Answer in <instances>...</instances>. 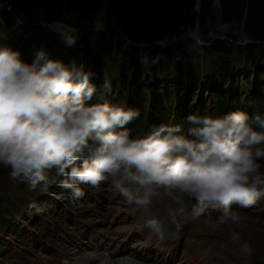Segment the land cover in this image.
<instances>
[{
  "label": "trees",
  "instance_id": "16d2710c",
  "mask_svg": "<svg viewBox=\"0 0 264 264\" xmlns=\"http://www.w3.org/2000/svg\"><path fill=\"white\" fill-rule=\"evenodd\" d=\"M1 4L6 6L5 13L18 22L8 42L0 48L1 86L10 91L15 85L19 94L29 95L26 94L28 99L17 110L0 116V142L4 146L17 151L36 148L45 136L42 126L47 134L66 145L88 140L86 113L95 111L105 91V99L117 96L116 107L121 106L119 113L128 120L126 123L122 117L123 123L126 127L133 126L135 131L141 130L146 116L152 125L168 119L172 105L175 118H181L190 106L192 116L209 113L224 121L223 110L258 104L259 124L255 129L264 130V0H107L100 29L94 25L100 0H0ZM196 18L203 37L217 26L232 31L242 25L251 42L240 54L246 58V66L254 69L252 74L240 76L252 77V90L229 91L230 82L225 86L228 90L223 91L215 82L211 84L212 92L207 93L206 97H210L207 106L203 86L198 87L199 92L195 87L205 70L191 66V61H200V47L187 38V23H195ZM229 38L230 43L234 42V38ZM218 41V47L206 49L205 59L211 60L212 53H217V66L223 72L214 76V80L220 82L231 76L225 72L231 49L228 41ZM139 43L140 53L135 46ZM171 51L179 56L178 66L183 68L180 73L175 69L168 72L161 64L162 59L170 61ZM119 54L120 74L112 95V86H105L109 83L104 81L105 61L109 57L119 59ZM139 63L144 64L145 74L151 77L148 85L144 84ZM80 66L92 75H79ZM85 77H90L89 85L74 105L77 95L74 91L78 92L74 83ZM59 149L67 151L62 150L63 146ZM54 150L56 146L42 150V157Z\"/></svg>",
  "mask_w": 264,
  "mask_h": 264
},
{
  "label": "rangeland",
  "instance_id": "374dc122",
  "mask_svg": "<svg viewBox=\"0 0 264 264\" xmlns=\"http://www.w3.org/2000/svg\"><path fill=\"white\" fill-rule=\"evenodd\" d=\"M107 0H100V6L98 9L97 17L95 18V28L100 29L103 26L104 14L106 10ZM6 6L0 5V48L7 43L11 35L14 33L18 22L5 13ZM196 13L198 14V7L196 6ZM189 29L187 31V38L194 40L197 46L200 47V61H191V66L201 67V71L205 70L203 76H200L199 81L196 83V91L198 87L203 86V95L206 97L210 91L211 84L217 82L221 85L223 91L229 89L232 91L234 88H240L245 85V81L250 83L253 81L252 77L245 78L241 77L242 73L252 74V66H246L247 60L241 56L240 50L247 48V45L251 42L243 31L242 25H237L232 31H225L220 27H216L207 36H202L199 31L198 20L196 18L195 23H187ZM232 39L234 42H229ZM218 40L223 42L228 41V46L231 49L229 56V65L225 68V72L231 73V76L218 81L214 80V76L220 75L223 69L217 66L218 57L217 53H212V59H205V51L207 48H211L214 45L219 46ZM234 43V45H233ZM250 45V44H249ZM252 45V44H251ZM137 51L140 53L142 44H135ZM255 48L258 45H252ZM167 53V52H166ZM165 53V56H166ZM168 54V53H167ZM164 56V57H165ZM109 57L105 61L106 70L104 73V81L114 83L112 86V95L114 89H116L117 80L119 78V68L121 64V58ZM170 61L161 60V64L165 67L168 72L171 69H175L178 73L183 71L181 66H178L179 56L176 57L174 52L169 54ZM144 59L141 57L140 61ZM250 63V61L248 62ZM139 66L143 69L144 84L150 83L151 77L145 74L147 68L144 64L139 63ZM245 68V69H244ZM244 69V71H243ZM263 69V68H261ZM122 70V69H121ZM80 74H88L85 68L80 66L77 70ZM176 72V73H177ZM92 75V73H90ZM179 75V74H178ZM177 75V77H178ZM163 76V73L162 75ZM218 79V78H217ZM216 79V80H217ZM88 77L84 78L83 87L86 88L89 82L86 83ZM142 80V79H141ZM206 81L205 85L203 83ZM0 77V116L11 113L13 109L17 110L19 105H22L28 99V92L19 94V88L13 84V90H5L1 86ZM232 83L230 88H226L229 83ZM81 83L77 82L74 85V89L79 91L81 89ZM262 92L264 95V84H262ZM225 95L228 93L223 92ZM212 94V93H211ZM231 94V93H230ZM199 96V94H198ZM203 96V97H204ZM264 97V96H262ZM195 99V98H194ZM214 105V103H212ZM97 112L101 114V119L108 121L107 126L103 128L100 135V142L98 146L91 145L88 150L90 155H82L77 158V162L73 163L72 166L75 169L62 170L63 176L60 177L61 181L55 180L60 187L65 186L67 190L71 191V195L75 192L82 190H91L96 184L103 183L107 180H116V189L112 191L109 186L101 189H92L89 191L91 195L86 194V199H83L75 205L64 204L62 192L49 189V194L42 192L41 190H34L28 192L24 180L23 173L28 172L31 168L41 164L38 160L42 150L44 149V143L46 142L45 136L39 145L34 149H23L17 151L4 146L0 142V193L3 195L0 198V218L3 221L9 223L7 228L0 229V245L3 246L0 256L5 255L0 264H39L45 262L47 264H63L66 259L63 255V247L67 244V241L78 233L85 232L87 234L85 242L89 238L102 239H118L116 242L119 246L126 239L128 233L129 221L135 215V210L128 207V199L130 196L127 193V189L123 186V179L126 176V172H131L133 168L136 171V178H139L142 182H137L143 193H146L147 184L151 177L148 171L152 170L153 174L157 177L162 176L165 183L170 184L169 187L173 188L174 194L180 196V190L177 188H184L188 186H196L195 192L204 193L212 191L213 188L208 186V183L219 184L221 182L229 184L227 180H220L214 178H204L194 172L195 166L192 164V155L189 151L193 152L192 146L189 144L190 139L194 138L195 131L191 128L190 124H186L181 127L177 134V140L179 145L169 146L165 143L166 140H159L155 144H152V148L148 149L144 147V143L136 144L134 139L121 138L117 136L116 125H114L116 119L113 114L107 112L106 106L102 103ZM100 121V118L98 119ZM259 124V118L257 119ZM161 128L166 129L168 132L171 131V127L166 124L161 125ZM262 129V128H261ZM245 145V150H249L246 156H243L239 161H235L232 164L230 170V176L233 180L242 179L247 182L264 183V138L260 140H253L249 146L245 144V135L239 134ZM48 139V138H47ZM51 142L55 145H59L58 138L50 137ZM183 139L186 140V144L182 145ZM111 142L112 145H106L102 148L100 144ZM103 154L101 157L98 155ZM175 153L180 156L178 164L175 162L178 160L175 158ZM93 154V155H92ZM109 159V161H108ZM45 165H51L58 171L63 168L62 162L59 159L52 158ZM134 171V170H133ZM174 174H177V178L172 180ZM39 176V174H38ZM42 185H45L39 176ZM246 183V182H245ZM205 184V185H204ZM155 186V185H154ZM224 186H219L218 190L221 191ZM264 190V188H263ZM5 191V192H4ZM214 191V190H213ZM62 193L59 195L63 199V202H59L53 198L54 194ZM260 194H254L253 200L243 201L238 208L235 209V213L231 215L233 225L239 230V234L236 241V248L233 250L234 254L240 256L242 251L245 256V260L249 259L252 264H264V198H261ZM70 199V195L66 197V201ZM182 200L184 205H172L167 208L165 212L160 207H156L153 212L159 214L168 223L166 226H170L175 233H181L184 228V223L181 222L178 217L191 221L194 223V229L202 231L200 232L203 236L207 235V231L212 232L215 235L220 232L231 233L230 228L223 222L212 220L207 215H195L192 212L185 213V207L188 206L184 198H178L177 201ZM31 201L30 205L27 202ZM38 202L41 205V209H38L36 223H25L22 212L32 209V205ZM186 205V206H185ZM211 214H213L218 220L225 219L220 216L211 206L207 207ZM146 209H142L140 213H146ZM163 212V213H162ZM208 212V211H207ZM103 221V223L97 224V221ZM203 220L205 223L199 222ZM197 225V226H196ZM200 225V226H199ZM16 228L14 232L18 231L17 235L11 233V228ZM22 226V228H19ZM131 226H134V222ZM11 233V234H10ZM171 234L172 231L169 229L165 232ZM21 239V237H23ZM191 236L195 238H203L198 232H193ZM77 239V238H76ZM69 242V245L65 247L68 256L76 255L73 253V249H79L75 240ZM134 239L127 242L131 245ZM232 241V239H228ZM197 244V243H196ZM199 245V244H197ZM94 246H98V243H94ZM126 246V245H125ZM155 246L153 242V247ZM200 246V245H199ZM203 250L205 247L200 246ZM85 248V247H84ZM89 248V247H87ZM86 248V249H87ZM180 249H183V244L180 243ZM85 249V250H86ZM174 246L164 247V255L166 258L169 256L171 251H174ZM85 250H81V254L85 253ZM120 249L115 251L114 255H120V257H112V260L116 264L117 260L130 259L132 256L123 252H118ZM132 252L137 264H152L142 263V256L136 258L134 253L138 252L133 249H127ZM186 248L181 251L183 254L186 252ZM77 253V251H75ZM88 254L92 253V250L87 251ZM234 258H226V264H237L234 262ZM137 261V262H136ZM103 261H96L89 264H102ZM75 264H83L82 262H76ZM245 264V262L243 263Z\"/></svg>",
  "mask_w": 264,
  "mask_h": 264
},
{
  "label": "bare ground",
  "instance_id": "6f19581e",
  "mask_svg": "<svg viewBox=\"0 0 264 264\" xmlns=\"http://www.w3.org/2000/svg\"><path fill=\"white\" fill-rule=\"evenodd\" d=\"M136 181L137 182H142L139 178H136ZM249 190L250 189H247V191H249ZM196 193L200 194L197 191H196ZM195 198H197V196H195ZM212 220H214V219H210L209 222H212ZM199 222H201L202 224L205 223L203 220H199ZM169 229L172 231V233L168 234V235L174 236L176 238H177V234L182 236L184 234H189L190 233L189 230H187V229H183L181 233H175L170 226H166L165 225V227H164L165 232L168 231ZM136 233H137L136 231L131 232L130 237L132 235L136 234ZM198 233H199V235L203 236L199 231H198ZM220 234H221L222 238L219 237V234L215 235V234H213L210 231H207V235L203 236V238H195V237L192 236L193 237V241L195 243L199 244L200 246L205 247V250H203L198 245L200 247L199 253L201 254L202 257H205L206 254L209 253V255H210V257H212L213 261H220V260H223L224 258H226L228 256V252L226 251V249L230 250L232 248H235V243L233 241H228V239H231L230 232H228V233L220 232ZM75 242H76L77 246L79 247V249L75 250V249L72 248L74 254H79V253L82 252L81 250H85L87 247H89L87 245V243H85L82 240V237L77 238L75 240ZM94 243H98L97 240H94ZM94 243L92 241H89V244H90L91 247H93ZM105 243L106 242H103V244H105ZM110 245L111 246L113 245L112 249H111V253L114 254L115 251H117L118 248H117V246L115 244H113V241L110 242ZM75 251H77V253ZM118 252H123V253H126V254H130L132 256V260L127 259V258L126 259H120V260H117L116 264H137V263L134 262L135 259H134L133 254H132L131 251H129V250L125 249V248H121ZM243 255H244V253L241 251L240 252V256L242 257ZM81 256H85V253L83 252V254H81ZM134 256L136 258H139L142 255H141L140 252H136V253H134ZM178 256H179V254H177V251H176V253H174V255L170 259L164 260L163 264H175V259ZM98 257L101 258V256H98V254L95 255V256L89 257V258H90L91 261H94ZM147 257L150 258V254ZM241 257L239 258V260H242ZM114 263L115 262L112 259L104 258V261H103L102 264H114ZM152 264H158V263H152Z\"/></svg>",
  "mask_w": 264,
  "mask_h": 264
}]
</instances>
